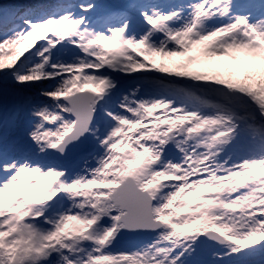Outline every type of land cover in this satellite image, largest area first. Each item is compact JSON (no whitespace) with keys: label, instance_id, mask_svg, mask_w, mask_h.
<instances>
[{"label":"snow or ice","instance_id":"1","mask_svg":"<svg viewBox=\"0 0 264 264\" xmlns=\"http://www.w3.org/2000/svg\"><path fill=\"white\" fill-rule=\"evenodd\" d=\"M0 264H264V0L0 3Z\"/></svg>","mask_w":264,"mask_h":264},{"label":"rangeland","instance_id":"2","mask_svg":"<svg viewBox=\"0 0 264 264\" xmlns=\"http://www.w3.org/2000/svg\"><path fill=\"white\" fill-rule=\"evenodd\" d=\"M0 1H3V3H12V2H15V0H0Z\"/></svg>","mask_w":264,"mask_h":264},{"label":"trees","instance_id":"3","mask_svg":"<svg viewBox=\"0 0 264 264\" xmlns=\"http://www.w3.org/2000/svg\"><path fill=\"white\" fill-rule=\"evenodd\" d=\"M2 1H0V3H1Z\"/></svg>","mask_w":264,"mask_h":264}]
</instances>
